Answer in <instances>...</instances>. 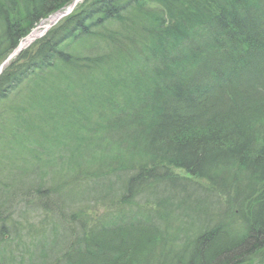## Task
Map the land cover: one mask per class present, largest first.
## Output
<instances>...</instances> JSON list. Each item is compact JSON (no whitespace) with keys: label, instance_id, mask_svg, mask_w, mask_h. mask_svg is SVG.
Masks as SVG:
<instances>
[{"label":"trees","instance_id":"trees-1","mask_svg":"<svg viewBox=\"0 0 264 264\" xmlns=\"http://www.w3.org/2000/svg\"><path fill=\"white\" fill-rule=\"evenodd\" d=\"M73 1L0 0V64ZM176 11L185 12L187 27L173 24ZM205 17L207 24L200 21ZM114 65L115 72L104 70ZM25 82L34 87L32 112L19 117L26 124L20 129L45 135L41 122L48 120L51 133L41 143L60 136L64 146L69 133L84 131L78 155L101 151L103 160H124L132 172L117 189L125 200L112 187L107 196L109 185L99 179L89 188L94 215L77 213L78 220L50 221L53 230L41 227L31 245H38V255L24 247L32 226L23 229L16 219L18 233L24 231L22 260L12 264H264V0H86L10 62L0 78V102ZM105 131L126 159L116 158L117 148L104 138L106 148L86 144L92 142L87 132ZM89 166L79 172L96 175ZM173 167L193 178L183 179ZM134 182L142 202L135 193L125 196ZM2 198L0 246L8 248L11 209L2 210ZM30 202H21L19 218ZM33 203L56 217L41 196ZM59 222L72 232L66 243L58 238ZM134 249L138 256L129 257ZM8 254L0 264H9Z\"/></svg>","mask_w":264,"mask_h":264},{"label":"bare ground","instance_id":"bare-ground-1","mask_svg":"<svg viewBox=\"0 0 264 264\" xmlns=\"http://www.w3.org/2000/svg\"><path fill=\"white\" fill-rule=\"evenodd\" d=\"M171 3H172V6L175 7V9H178L177 4L174 1H172ZM174 14H175L174 19L172 21L173 24L177 25L180 28L181 27H187L188 22L186 20L185 12L178 11L177 14L176 13H174ZM253 16L256 17L255 14ZM192 19H194V18H191L190 22H192ZM255 19H256L255 21H257V19L261 20L262 18L256 17ZM260 20H258V21H260ZM200 21L207 24L208 19H207V17H205L204 20H200ZM244 21H246L247 24L249 23V26H250V22L248 20H244ZM234 22L236 24H240L238 21H234ZM40 24H42V22ZM40 24H38L37 27L34 28L33 30L38 29V31H43L44 25H42L40 28V27H38ZM178 24H180V25H178ZM193 25L195 26V24H193ZM194 26H190L191 30H193ZM33 30H32V32H33ZM32 32H30L29 34H31ZM46 34L47 33L38 37L31 45L27 46V48L34 45L38 39L44 37ZM28 35H26V37ZM25 38H23L22 40H24ZM21 41H20V43H21ZM20 43L18 44V46L20 45ZM27 48L23 49L21 52H23ZM21 52H20V54H21ZM3 63L0 64V78L2 77V75L5 74L6 68L1 69ZM108 67H110V66H108ZM104 70L109 71V72H115L116 66L114 65L113 67H110V68L106 67ZM11 91L12 90L8 89L7 95L9 93H12ZM8 97L6 96V98L3 99L2 102H0V106H2V104L7 102ZM14 122L10 120L7 123L6 119H2V112L0 109V156H3L4 152L7 151L8 154L5 156L8 159H10L12 157L11 156L12 144H13V147H19L20 144L24 145L22 142L26 143V141H33L32 149L33 148L38 149L40 146H34V145H36V143L38 141L42 140L43 138L45 139V137H43V135H44L43 133H41L40 135H37L36 139H35V133H34V135H31V134L24 135V131L19 130L20 129L19 124L21 122L20 118L14 120ZM7 124L10 126H13V127L11 129H10V127L7 128ZM251 125L254 126V123H252ZM4 128L8 129V131L5 130ZM75 134L76 133H74V135L73 134L71 135V133H69V135L72 137V139H71L72 141H70V143L68 142L66 144L67 146H64L60 142V141H63L62 137H60V136L55 137L52 140H48L47 142H42L41 147L42 146L45 147V157L43 159L44 164H43V167L41 169L42 172L38 168L34 171H36L39 175H42L41 173L45 172V174L42 175V176H44V180H43L44 182H38L37 175L32 176L34 178L32 185H35L33 187H34V191L37 193L36 195L41 196L44 199V204H46V207L51 208L53 214H55V216L58 215L65 222H68L71 219V217L73 218V220H78V214H82L85 216H87L88 214H91V215L95 214V208L91 207V206L87 207V205L89 204L88 199L90 198V196L92 194V191L89 188L91 187V185L98 183L99 179L102 180L104 183H108V185H109L108 188H105L106 190L104 189L106 191L107 196L110 195V193H108L107 190L110 191V186H112V188L115 189V192L119 195V198L121 200H125L126 198L122 197V193L116 189V186H117V188H119L120 185L125 183V181H127V179L125 177L126 173L130 174L132 172V170L126 172V169L123 167L124 160H123L122 164H119V163L109 164L108 159H107V161L103 160V159H106V158H104L105 153H103L101 151H96V153H94L92 157H90V155H87V154L80 156V155H78L77 152L73 153L72 149L79 143L80 136L85 135V132L80 131L78 133L79 138L75 137ZM38 139H40V140H38ZM111 142H116V141H111ZM24 146H26V145H24ZM47 146H48V148H46ZM27 147H29V146H27ZM118 155H123L121 157L123 159L127 158L126 153L122 152L120 147L115 149L114 156H116V158H117ZM88 158H90V159H88ZM101 161H102L103 165L98 166ZM13 162H15V161L10 159L7 161L6 165L9 166ZM85 163L88 166L90 165L89 166L90 169L91 168L95 169L94 172L96 173V175L91 174V173L89 174L88 172H86V173H82V171L79 172V169L81 168L80 165L85 164ZM13 169H14V173H15V180L17 181L18 178L20 180H22L23 179V172L21 173V171H23V170L17 169V168H13ZM29 173H31V172L29 171ZM123 175H125V176H123ZM180 176L183 179H188V180H190L189 178H192V176H187V175H185L184 177L182 175H180ZM29 177H30V175H29ZM45 183L47 184V186H45ZM136 185H137V183L134 182L133 183L134 193H135V195H138L137 199H139L140 202H142L141 194H144V192H142L141 189L140 190L138 188L136 189ZM26 186L27 185H25L24 189L22 188L24 193H26L28 191L25 189ZM11 190H12V193L15 194V189H11ZM39 192H41L42 194L39 195ZM152 192H157V191L152 190ZM11 198H12V196H11ZM116 199H118V198H116ZM109 205L114 206L111 203ZM98 207H99V209H101L99 212H101V213H104V211L108 212V209H106L103 204H99ZM36 208H37V206H36ZM123 209L131 217L134 214L133 211H129L126 207H123ZM104 214H107V213H104ZM76 226L81 227L80 224H76ZM68 232L72 233L71 230L69 229V227H68Z\"/></svg>","mask_w":264,"mask_h":264},{"label":"rangeland","instance_id":"rangeland-1","mask_svg":"<svg viewBox=\"0 0 264 264\" xmlns=\"http://www.w3.org/2000/svg\"><path fill=\"white\" fill-rule=\"evenodd\" d=\"M75 45L77 47L78 46L82 47V46H80V43H78V42H75L73 47ZM112 48L113 47H111V49ZM104 51L105 50H103L100 53L103 54ZM10 62L7 63V66L10 65ZM131 65L133 66L132 67L133 72L135 70L134 73H136L138 77H141L140 75H138L139 71L136 68L135 62L130 63V66ZM7 66H6V68H7ZM143 73H144V76L146 77L145 74H147V71H143ZM55 80L58 81V78L56 77ZM146 82H147V80H146ZM146 86L142 89L143 91L146 90ZM22 88L23 89H21L17 94L14 93V91H13L9 95L7 102H5L4 104H2V106H0V109L2 112V119H6L7 123L10 120L14 122V120L19 119V117H21V115H24L25 113H26L25 115H27L26 110H31V107H29L30 100H29L28 95L30 94L31 91L34 92V87L31 84H29V82H25V84L22 85ZM43 88H44V86H43ZM43 88H41V90ZM135 89L136 88H134V90ZM40 94H42V92ZM46 96H48V95L44 94V97H46ZM31 112H32V110H31ZM30 116H32V115H30ZM35 118L36 117L31 118L29 121L33 125V127L37 126V123H38L37 121L32 122ZM73 121H74V118L70 122L73 123ZM30 123H28L27 126ZM41 124L45 125V131L47 132L45 135H43V137H45V138L49 137V134L51 133L49 130H51V128H50V124H49L48 120L41 122ZM63 124H65L66 127L68 125V123H65V122ZM25 125H26L25 123L21 124V125L19 124V127H25ZM8 127H10V129H11L13 126H10L7 124V128ZM4 129L8 131V129H6V128H4ZM19 130L25 131L23 129H19ZM27 134L34 135L33 132H29L26 129V131L24 132V135H27ZM86 134H87V137H90V140L92 139V142H90V141L86 142V144L89 147L93 146V143L96 144V143L100 142L101 146L106 148L107 144L105 141H103V140H106L107 143L110 142V144L113 147L118 148L117 142H111L110 137H112L111 136L112 134L110 132H108L106 135L108 139L105 138L106 137L105 136L106 131L95 133L94 135H90V136H89L88 132ZM36 136L37 135H35V139H36ZM99 138H104V139L99 140ZM38 140H40V139H38ZM22 143L26 146L20 144L19 147H13V144H12V151L10 150L12 157L10 159L14 160L15 162L10 164L9 166L6 165L7 161L10 160L5 156L8 154L7 151L4 152L3 156H0V197H3L2 199L4 202V206H5V208H3L2 210H6V212H8L9 211L8 209H11V212L6 214L7 216H10L11 218H9V220H6V227L8 230H6L7 233L5 235V238H7L9 240L12 239V241L5 243V244H8L7 245L8 248H4V247L2 248V246H0V259L3 257L4 254L9 253L8 256L6 257V259L9 261V264L14 263L15 260L17 262H20L22 260L21 259L22 255L21 256L19 255V251H20V247H21L20 235H23L24 231L22 230L23 234L22 233L20 234V232L18 233L19 228H18L17 224H19V222L17 220L20 219V221H22L21 226H23V229H24L25 225H27V224H30L32 226V227H29V226L26 227L27 230H25V232H30L28 234H30L31 238H28V239L24 238V239H26L25 240L26 244L24 245V247H25V246H29V245L31 246L33 244L32 241L35 240V234L38 230L41 229V227H45L48 225V228L50 230H53L54 224L52 225V223L50 221H52L53 219H55L53 221H56V219H60V217L58 215H56V217H53L51 214H42L41 212L43 211V208L41 207V209H37L36 205H38V204L33 203L38 198V195H36L37 193L34 191L33 186H35V185H32L33 184L32 182L34 180V178L32 176L37 175L38 182H44L43 181L44 176H42V175L45 174V172L41 173L42 175H39L34 170H36L38 168L41 171V169L43 167V164H44L43 159L45 157V147L44 146L41 147V145H42L41 140L38 141L36 143V145H34V146H40L36 150L32 149L33 141H26V143H24V142H22ZM80 143L81 142H79V144ZM27 146H29V147H27ZM75 147L72 149L73 153L76 152ZM46 148H48V146ZM12 167L23 170V171H21V173L23 172V179L22 180H20L19 178L17 179V181L15 180V173H14V169ZM29 171L31 173H29ZM173 171L176 174L182 175L183 177L185 175L189 176V174L187 173L186 170H180V169L174 168ZM29 175H30V177H29ZM25 185H27L25 189L28 191L25 194L29 195L28 199H27L26 195L22 194V192H23L22 188L24 189ZM45 186H47L46 183H45ZM110 187H112V186H110ZM11 189H15L16 195L14 193H12ZM19 189H20V191H16ZM116 189H120V187L117 188V186H116ZM133 193H134V191L131 193H126L125 196H127L128 194H133ZM11 196H12V198H11ZM141 196H142V194H141ZM8 199L11 201V203L8 201ZM23 200L24 201L30 200L32 203L30 202L31 205H30L29 212L26 215L23 214L22 215L23 218H19L18 208L21 206L20 204ZM154 206H156V203H154V205H152V208H154ZM99 210H101V209H98V211ZM39 222H40V224H39ZM45 224H47V225H45ZM60 225L58 228V232L60 233L61 236H58V238L60 240L62 237L64 240L61 241V243H66L65 239H68V236H69V235H67V234H69L68 226H66L62 223H60ZM40 232H42V230ZM40 232H38V233H40ZM38 238H41V236L38 235ZM17 239L19 240L18 241L19 244L15 242V241H17ZM13 240H15V241H13ZM30 248H31L32 253L38 255L39 247L37 244H35L33 247L31 246ZM61 250L62 249L60 248V250H59L60 254H61ZM52 252L55 253V251H52ZM133 256H138L135 249L129 253V257H133ZM14 257H15V259H14Z\"/></svg>","mask_w":264,"mask_h":264},{"label":"water","instance_id":"water-1","mask_svg":"<svg viewBox=\"0 0 264 264\" xmlns=\"http://www.w3.org/2000/svg\"><path fill=\"white\" fill-rule=\"evenodd\" d=\"M84 0H75L71 5L68 6L67 10H63V11H59L56 15L50 17V23L44 24L46 21H44L42 24H40L38 27L41 28L42 25L43 26V31H38V29L33 30V32L31 34H29L24 40L21 41L20 45L16 48V50H14L11 55L7 58V60L2 64V68L1 69H5L7 66V63L14 59L16 57V55L20 54V52L27 48V46L31 45L38 37L44 35L45 33L48 32V29L51 28L52 26L56 25L58 23V21L61 20V18L69 15V13H71L76 6L82 2Z\"/></svg>","mask_w":264,"mask_h":264}]
</instances>
